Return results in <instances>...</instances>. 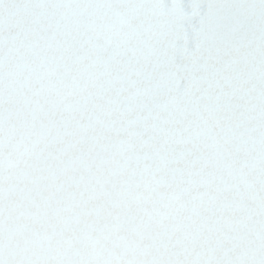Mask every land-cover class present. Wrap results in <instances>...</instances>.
<instances>
[{"label":"snow or ice","instance_id":"obj_1","mask_svg":"<svg viewBox=\"0 0 264 264\" xmlns=\"http://www.w3.org/2000/svg\"><path fill=\"white\" fill-rule=\"evenodd\" d=\"M0 264H264V0H0Z\"/></svg>","mask_w":264,"mask_h":264}]
</instances>
